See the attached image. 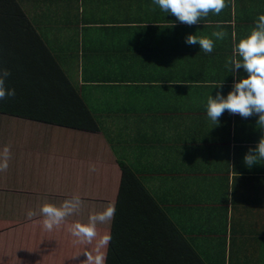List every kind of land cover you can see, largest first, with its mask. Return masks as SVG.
<instances>
[{"label":"crops","instance_id":"obj_1","mask_svg":"<svg viewBox=\"0 0 264 264\" xmlns=\"http://www.w3.org/2000/svg\"><path fill=\"white\" fill-rule=\"evenodd\" d=\"M226 2L228 6L220 14L210 12L192 26L164 12L153 0H139L136 8L123 7V13L144 16L137 27H181L189 35L213 39L217 50L213 49L210 55L199 44L193 52H204L214 60L222 53L232 57L234 47L250 34L258 17L264 14V0ZM221 30L227 33L223 40L212 36ZM186 37L173 38L168 44H186ZM202 70L205 72L199 69ZM232 75L230 72L229 78L222 75L217 80H206L207 73H202L204 79L194 75L205 86L199 90L202 96L198 98L196 93L193 100L197 104L183 105L168 121L163 118L175 106H161L150 99L155 94L153 90L130 93L124 88L119 92L110 88L99 95L113 106L119 103L121 108L128 106L129 111L146 117L140 120L142 127L137 130L140 169H149L144 174L145 182L153 192L171 204L176 199L174 205L182 207L181 213L174 211L182 219L181 227L188 228L182 222L191 225L193 221L205 225L206 229L200 230L207 231V226L213 225L216 230L207 237L217 236L215 243L224 245L226 255L238 245V256L243 259L256 253L262 257L259 263L248 258L244 264H264V161L249 168L243 160L249 148H254L264 136V130L256 123L258 116L244 119L225 111L216 124L207 115L208 97L215 98L218 91L226 97L233 84L247 73L241 69ZM219 84L222 87H216ZM126 98L134 103L123 105ZM164 122L168 123L166 131ZM25 126L27 133L23 135L15 124L9 128L11 136L0 135V152L4 146L12 148L8 169L0 172V264H86L85 252L95 254L96 242L78 243L68 229L72 223H87L91 214L114 205L120 182L118 155L102 134L32 122L22 127ZM131 156L128 154L127 158ZM93 165L95 171H90ZM74 195L84 201L82 211L51 232L43 229V217L27 218L29 210L39 212L45 203L59 206ZM111 221L97 225V238L109 235ZM232 225L236 233L231 232ZM106 249L107 245L102 249L104 254Z\"/></svg>","mask_w":264,"mask_h":264},{"label":"trees","instance_id":"obj_2","mask_svg":"<svg viewBox=\"0 0 264 264\" xmlns=\"http://www.w3.org/2000/svg\"><path fill=\"white\" fill-rule=\"evenodd\" d=\"M138 4L139 0H0V69L10 70L6 87L16 93L0 100V123L9 122V128L15 124L21 133H27L22 126L32 122L98 133L108 140L118 155L120 182L105 264H244L248 258L259 263L262 257L257 253L246 259L238 256V245L226 255L224 245L215 243L217 236L207 237L216 230L213 225L207 231L193 221L182 222L189 229L181 227L182 219L174 211L181 213L182 207L174 205L176 199L171 204L153 192L145 182L149 169H140L137 130L146 117L99 95L110 88L130 93L153 90L150 99L175 106L173 111L167 106L163 119L168 121L183 105L195 106L196 93L202 96L205 86L194 75L204 79L202 73H207L206 80L232 75L225 66L227 53L212 60L209 53L193 52L198 44H168L188 36V30L137 27L145 17L125 14L123 7ZM125 101L123 105L134 103ZM164 125L166 131L168 123ZM230 229L237 232L234 225ZM201 231L206 236L197 234Z\"/></svg>","mask_w":264,"mask_h":264},{"label":"clouds","instance_id":"obj_3","mask_svg":"<svg viewBox=\"0 0 264 264\" xmlns=\"http://www.w3.org/2000/svg\"><path fill=\"white\" fill-rule=\"evenodd\" d=\"M153 3L164 12L174 15L179 22L189 26L198 24L201 18L207 17L210 12L220 14L228 6L226 0H153ZM212 36L223 40L227 33L223 30L215 31ZM185 43L199 44L205 53H211L214 49L213 39L207 36L188 35ZM225 66H230V71L235 73H239L242 69L247 75L233 84L226 97L219 91L215 98L211 95L208 97V117L218 124L219 118L225 111L244 119L258 116L256 123L261 130H264V14L258 17L250 34L242 38L234 47L233 56L227 60ZM10 75V70L0 69V100L16 95L14 89L6 87V80ZM216 87H222V84ZM10 158V148L5 146L0 152V172L7 171ZM243 160L249 168L264 161V136L254 148H249ZM90 171H95L94 165L90 166ZM83 207L84 201L79 195H74L59 206L45 203L40 207L39 212L29 210L27 218L32 219L37 215L43 217L41 221L43 229L51 232L62 225L68 217L79 214ZM115 211V206L109 205L103 211L91 214L87 223L75 222L69 226L68 230L76 242L85 245L96 242L95 254L85 252L86 264H105L106 257L102 249L110 242L111 236L103 235L97 238V225L113 220Z\"/></svg>","mask_w":264,"mask_h":264},{"label":"rangeland","instance_id":"obj_4","mask_svg":"<svg viewBox=\"0 0 264 264\" xmlns=\"http://www.w3.org/2000/svg\"><path fill=\"white\" fill-rule=\"evenodd\" d=\"M9 125H10V123L9 122H3V124L2 123H0V135L1 136H4V135H10L11 133L9 132ZM12 132V131H11ZM33 131H29V133L31 134ZM23 133L24 132H22L21 133V135H23ZM25 134V133H24ZM38 135H40V133L38 134ZM11 136V135H10ZM5 147V146H4ZM3 147V148H4ZM3 148H2V150H3ZM10 149H12L11 148V146L9 147Z\"/></svg>","mask_w":264,"mask_h":264}]
</instances>
